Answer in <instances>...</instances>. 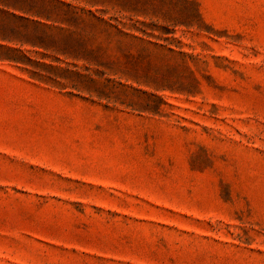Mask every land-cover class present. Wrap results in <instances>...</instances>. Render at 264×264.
Masks as SVG:
<instances>
[{
	"label": "rangeland",
	"instance_id": "1",
	"mask_svg": "<svg viewBox=\"0 0 264 264\" xmlns=\"http://www.w3.org/2000/svg\"><path fill=\"white\" fill-rule=\"evenodd\" d=\"M0 264H264V0H0Z\"/></svg>",
	"mask_w": 264,
	"mask_h": 264
}]
</instances>
